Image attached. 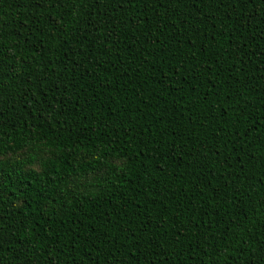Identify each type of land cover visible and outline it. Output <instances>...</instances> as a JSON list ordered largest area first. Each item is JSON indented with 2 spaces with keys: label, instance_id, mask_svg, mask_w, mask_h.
Wrapping results in <instances>:
<instances>
[{
  "label": "trees",
  "instance_id": "trees-1",
  "mask_svg": "<svg viewBox=\"0 0 264 264\" xmlns=\"http://www.w3.org/2000/svg\"><path fill=\"white\" fill-rule=\"evenodd\" d=\"M0 264H264V0H0Z\"/></svg>",
  "mask_w": 264,
  "mask_h": 264
}]
</instances>
